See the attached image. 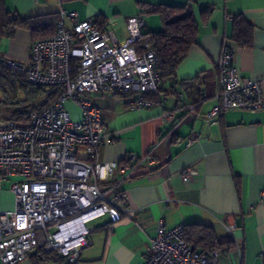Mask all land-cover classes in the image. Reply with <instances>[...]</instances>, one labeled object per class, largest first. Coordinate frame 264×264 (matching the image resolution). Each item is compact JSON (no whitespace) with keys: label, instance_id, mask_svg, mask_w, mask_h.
Segmentation results:
<instances>
[{"label":"crops","instance_id":"crops-1","mask_svg":"<svg viewBox=\"0 0 264 264\" xmlns=\"http://www.w3.org/2000/svg\"><path fill=\"white\" fill-rule=\"evenodd\" d=\"M188 1L4 3L18 17L76 11L78 20L91 19L100 29L113 30L122 41L127 37L128 17L140 16L144 33L161 29L159 17L146 13L142 3L184 5ZM190 5L198 24L195 43L178 64L175 81H161L158 93L148 96L155 102L152 106L131 108L129 96L115 93L81 95L101 111L106 130L97 161L118 163L106 182L112 194L124 193L128 213L115 222L104 215L92 223L91 243L80 249L73 262L45 260L32 251L17 264H141L160 223L164 229L198 223L209 226L219 239L230 237L232 249L219 250L216 264H264L260 257L264 252V107L228 110L215 123L204 116L216 102V63L225 43L234 47L233 64L242 80L258 82L264 95V0H194ZM206 6L213 7L207 19L200 14ZM238 14L254 26L251 47L230 42L233 17ZM7 41L2 54L25 61L33 42L29 31L19 28ZM65 107L74 119L80 118L75 103L66 102ZM167 112L173 120L166 119ZM191 134L197 136L188 143ZM129 154L139 162L121 170ZM146 158L163 161L164 166L149 165ZM186 167H194L197 173L184 183L180 173ZM14 219L22 228L23 217ZM229 223L235 225L232 233L226 228Z\"/></svg>","mask_w":264,"mask_h":264},{"label":"built area","instance_id":"built-area-1","mask_svg":"<svg viewBox=\"0 0 264 264\" xmlns=\"http://www.w3.org/2000/svg\"><path fill=\"white\" fill-rule=\"evenodd\" d=\"M125 26L127 37L119 41L113 30H102L91 19L78 20L76 11L62 10L54 33L33 41L25 61L6 59L30 83L59 86L63 92L30 113L23 124L0 116V192L4 180L18 177L9 186L12 211L0 207L1 264H17L36 250L56 251L73 262L91 243L92 220L107 215L115 222L128 213L124 193L112 194L106 182L118 163L97 161L106 130L101 111L81 97L83 93L127 95L131 108L155 103L148 96L158 93L161 75L154 48L139 42L144 21L140 16L128 17ZM233 57L234 47L223 44L216 63V102L204 114L206 121L215 123L228 110L264 107L260 84L242 80ZM66 102L79 107V119L72 117ZM166 119L173 120V114L167 112ZM196 136L191 134L188 143ZM138 162L136 155L129 154L120 169ZM146 162L164 166L153 158ZM196 173L194 167L184 168L182 182ZM15 216L23 217L22 228ZM226 228L232 233L235 225ZM183 232V225L164 229L160 223L141 264H216L217 250L199 252L184 240ZM260 257L264 260V252Z\"/></svg>","mask_w":264,"mask_h":264},{"label":"trees","instance_id":"trees-1","mask_svg":"<svg viewBox=\"0 0 264 264\" xmlns=\"http://www.w3.org/2000/svg\"><path fill=\"white\" fill-rule=\"evenodd\" d=\"M189 0L184 5L142 3L146 13L155 14L162 22L158 31L143 32L139 42H149L154 48L160 72V82L175 81V70L195 43L198 24ZM213 11L212 6L200 10L202 18L207 19ZM60 15L55 12L29 17H18L8 10L4 0H0V41L12 38L19 28L29 31L32 41L51 36ZM253 24L238 14L233 17L230 42L236 47H251L253 44ZM159 82V83H160ZM159 88V86H158ZM63 92L59 86L45 87L30 83L21 71H15L0 58V116L18 123H25L32 112H38L55 101ZM127 96V95H122ZM134 166L131 164V167ZM184 226L183 238L199 252L231 250V238H217L214 231L206 225L192 223ZM39 257L60 263H70L67 256L56 251L36 250Z\"/></svg>","mask_w":264,"mask_h":264},{"label":"rangeland","instance_id":"rangeland-1","mask_svg":"<svg viewBox=\"0 0 264 264\" xmlns=\"http://www.w3.org/2000/svg\"><path fill=\"white\" fill-rule=\"evenodd\" d=\"M7 39H2L0 42V58L2 59H8L6 58V56H4V54H2L4 52V49L6 48L7 45ZM14 179H18V177H9L8 179L4 180L1 183V192H0V204H1V208H8L9 212L12 211L13 209V195L12 193L9 191V186L11 183V180ZM100 218H96L94 220H92L89 224L92 223H96L97 221H99Z\"/></svg>","mask_w":264,"mask_h":264}]
</instances>
